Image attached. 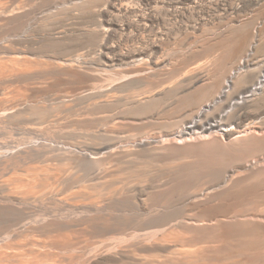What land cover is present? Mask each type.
Returning <instances> with one entry per match:
<instances>
[{
	"label": "rangeland",
	"instance_id": "rangeland-1",
	"mask_svg": "<svg viewBox=\"0 0 264 264\" xmlns=\"http://www.w3.org/2000/svg\"><path fill=\"white\" fill-rule=\"evenodd\" d=\"M263 75L264 0H0V264H264Z\"/></svg>",
	"mask_w": 264,
	"mask_h": 264
},
{
	"label": "bare ground",
	"instance_id": "bare-ground-1",
	"mask_svg": "<svg viewBox=\"0 0 264 264\" xmlns=\"http://www.w3.org/2000/svg\"><path fill=\"white\" fill-rule=\"evenodd\" d=\"M92 3V2H91ZM93 4V3H92ZM94 5L96 6V3H94ZM93 6V5H92ZM99 5H97V7H98ZM109 9L111 10V11H115L114 10V8L113 7H109ZM109 10V11H110ZM16 15V18H14L13 20H17V22L19 23V21L18 20H20L21 19V16L19 15V14H15ZM10 16V15H9ZM24 16V15H23ZM25 19V18H24ZM24 19L22 18V20L24 21ZM16 22V21H15ZM16 22V23H17ZM64 35V33H61L60 35ZM67 34V33H66ZM67 36V35H66ZM65 37V36H64ZM55 40L57 39V38H54ZM60 39V38H59ZM62 39H65L66 40V38H62ZM73 39V38H72ZM60 41V40H59ZM61 42H64V41H61ZM36 53H38V52H36ZM132 54V53H131ZM131 54H130V56H131ZM129 56V57H130ZM140 57V54L139 55H132L130 58L131 59H133V60H135V59H137L138 60V58ZM19 58V57H18ZM27 58V57H26ZM137 62V61H136ZM67 64V63H66ZM70 65V64H69ZM138 65V64H137ZM140 65V64H139ZM70 67V66H69ZM3 68V67H2ZM31 69V68H30ZM5 70V69H4ZM19 73H21V72H19ZM16 77V76H15ZM264 81V75L262 76V79L260 80V82H259V86L258 87H256L255 89H261L263 86H262V82ZM264 83V82H263ZM93 90V89H92ZM4 95V94H3ZM91 96V95H90ZM96 96V95H95ZM98 97V96H97ZM101 97V96H100ZM99 97V98H100ZM92 98V97H91ZM89 99V98H88ZM68 101V100H67ZM34 108V107H33ZM26 110H27V108H26ZM31 110H34V109H30V111ZM19 116H20V114H15V115H13V116H9L10 118H9V121H10V123L11 122H15L18 118H19ZM214 127V126H213ZM212 127H210V128H208L209 130H212L211 129ZM223 130V129H222ZM229 130V129H228ZM228 130H225L224 129V131L225 132H228ZM212 132V131H211ZM251 132V131H250ZM195 133V132H194ZM203 133V132H202ZM241 134H239V136H243V135H245L246 134V132H240ZM245 133V134H244ZM211 134V133H210ZM187 135H190V133L189 132H179L178 134H177V138H179L178 140H183V139H187ZM233 134H230V136H232ZM238 136V137H239ZM191 139V138H190ZM189 140V139H188ZM156 141V140H155ZM153 142V141H152ZM158 142V141H157ZM179 142V141H178ZM143 143V141H140V143H139V145L140 144H142ZM146 143V142H145ZM181 143H182V141H181ZM143 145V144H142ZM134 147V146H133ZM13 156H10L9 154H4V155H0V165H2V164H4V163H6L7 164V162L8 161H10L11 160V158H12ZM92 157V156H91ZM18 177V176H17ZM23 178V177H22ZM25 179V178H24ZM17 180V179H16ZM14 181H15V179H14ZM19 181V180H18ZM26 182H27V180H26ZM7 183V182H6ZM38 183H41V182H38ZM20 185L19 186H16V184L14 185V187H15V189H16V191H18V189L20 188V189H22L25 185H23V184H21V183H19ZM33 186V185H32ZM14 187H13V189H14ZM27 187H31V184H27ZM32 188V187H31ZM10 188H8L6 185H3V184H0V205H2V206H5V205H7L6 203H8L9 201H12V200H15V201H24L26 198H19V197H12L11 195H10V193H8V190H9ZM13 189L11 190V193H12V191H13ZM14 189V190H15ZM19 189V190H20ZM30 190V189H29ZM32 191V190H31ZM30 191V192H31ZM33 192V191H32ZM35 192V191H34ZM13 193H14V191H13ZM28 194V193H27ZM34 195V194H33ZM28 196V198L30 197L29 195H27ZM10 203H12V202H10ZM2 206H0V208H6V207H11L12 205L10 204V205H7L6 207H2ZM6 229V228H5ZM3 234V231H1L0 230V236ZM3 239V238H2ZM11 243V242H10ZM15 244V243H14ZM12 245V244H11ZM11 245H9L10 246V249H11ZM14 246V245H13ZM2 247L3 246H0V260H3V261H5V260H9L10 258H8V257H6V253H4V251L2 252ZM121 249V248H120ZM5 250V249H4ZM33 250V249H32ZM31 250V251H32ZM35 250V249H34ZM33 250V251H34ZM8 251V250H7ZM32 251V252H33ZM120 251V250H119ZM35 253H37V251L35 252ZM17 254V253H16ZM22 254V253H21ZM24 254H26L25 252H24ZM27 254H28V252H27ZM34 255V254H33ZM37 255V254H36ZM25 256V255H24ZM29 256H32V255H29ZM120 256V255H119ZM30 258V257H29ZM33 257H31V259H32ZM27 259V258H26ZM30 260V259H29ZM34 260V259H33ZM35 260H37V259H35ZM35 260H34V262H35ZM23 261V259H21V262ZM28 261V260H27ZM0 262H2V261H0ZM10 262V261H9ZM15 262V261H14ZM29 262V261H28ZM31 262H33V261H31ZM89 262V261H88ZM4 263V262H3ZM23 263H24V261H23ZM22 263V264H23ZM147 263V262H146ZM32 264V263H31ZM35 264H37V263H35ZM42 264V263H41ZM88 264V263H87ZM128 264V263H127ZM135 264V263H134Z\"/></svg>",
	"mask_w": 264,
	"mask_h": 264
}]
</instances>
